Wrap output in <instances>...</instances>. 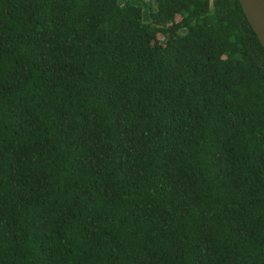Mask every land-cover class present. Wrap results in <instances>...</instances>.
Instances as JSON below:
<instances>
[{
    "label": "trees",
    "instance_id": "1",
    "mask_svg": "<svg viewBox=\"0 0 264 264\" xmlns=\"http://www.w3.org/2000/svg\"><path fill=\"white\" fill-rule=\"evenodd\" d=\"M0 264H264L239 0H0Z\"/></svg>",
    "mask_w": 264,
    "mask_h": 264
},
{
    "label": "water",
    "instance_id": "2",
    "mask_svg": "<svg viewBox=\"0 0 264 264\" xmlns=\"http://www.w3.org/2000/svg\"><path fill=\"white\" fill-rule=\"evenodd\" d=\"M239 3L264 50V0H239Z\"/></svg>",
    "mask_w": 264,
    "mask_h": 264
},
{
    "label": "rangeland",
    "instance_id": "3",
    "mask_svg": "<svg viewBox=\"0 0 264 264\" xmlns=\"http://www.w3.org/2000/svg\"><path fill=\"white\" fill-rule=\"evenodd\" d=\"M143 13H144V15L146 17L147 16V12L145 10H143ZM149 18L151 19V21L153 23H156V24H161L162 23L159 18H154V17L152 18L151 16ZM178 18H179V15L177 14V12H175L174 15H173V19L177 20ZM162 24H165V23H162ZM171 33H174V31H171ZM157 39L158 40H162V35L158 33L157 34Z\"/></svg>",
    "mask_w": 264,
    "mask_h": 264
}]
</instances>
